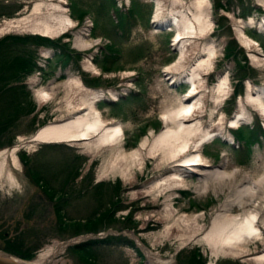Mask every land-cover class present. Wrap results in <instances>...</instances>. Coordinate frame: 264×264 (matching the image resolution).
Here are the masks:
<instances>
[{
    "label": "rangeland",
    "instance_id": "1",
    "mask_svg": "<svg viewBox=\"0 0 264 264\" xmlns=\"http://www.w3.org/2000/svg\"><path fill=\"white\" fill-rule=\"evenodd\" d=\"M40 1L59 2L0 0V30L6 21L24 20L21 26L0 31V40L8 35H41L30 30L32 23L59 11L50 5L34 11ZM161 1L163 18H169L196 0ZM60 3L67 8L62 13L76 25L59 36H46L55 42L52 45L31 44L37 68L24 78L21 96L12 90L2 98L8 108L1 111L5 127L0 132V160L2 151L18 146L19 165L8 163L0 177V250L20 258L34 251L29 259L33 260L64 245L50 264H264L253 260L264 243L252 242L250 252L237 256L205 240L226 192L197 191L199 176L190 171L187 179L194 184L190 190L158 189L173 170L149 151L166 126L163 115L179 107L189 84L171 83L177 71L169 74L166 69L180 57L179 45L173 41L177 29L169 22H153L156 0ZM209 13L212 29L187 45L190 57L177 75L196 58L208 57L203 48L213 49L214 67L204 83L213 88L226 76L229 94L211 124L208 116L215 95L204 98V124L224 135L209 139L202 150L215 166L227 161V170L238 166L254 174L264 161V115L246 97L249 84L264 86V63L253 59L254 55L264 58V30L244 24L243 31L259 44L244 46L239 20L253 17L260 22L264 0H211ZM82 32L98 43L77 47L75 38ZM76 78L92 90L119 94L117 100L106 97L96 106L106 120L122 123V142L99 149L91 146L92 140L34 146L30 140L39 128L68 120L82 98L91 94L74 85ZM240 99L246 101L252 117L235 129L228 119L237 112ZM221 115L226 117L222 128L217 124ZM147 136L141 159L122 156L140 147ZM31 176H39L40 182ZM82 244L81 250L75 249Z\"/></svg>",
    "mask_w": 264,
    "mask_h": 264
},
{
    "label": "bare ground",
    "instance_id": "2",
    "mask_svg": "<svg viewBox=\"0 0 264 264\" xmlns=\"http://www.w3.org/2000/svg\"><path fill=\"white\" fill-rule=\"evenodd\" d=\"M63 1L36 2L34 11L38 12L42 6L50 5L52 9L59 11V14L53 12L46 14L43 19H38L32 23L30 30L44 36L54 37L73 28L76 25L75 21L69 15L62 13L67 10L60 3ZM176 1L183 3V0ZM210 3L211 0H196L178 13H171L169 18H163L165 16L163 13L164 5L161 0H156L153 22L159 24L169 22L171 26H175L177 29L173 41L179 45L180 57L175 64L167 66L166 70L169 74L177 71L170 78L171 83L187 82L189 89L181 97L179 107L171 113L163 115L162 118L166 122V126L155 136L153 148L149 153L159 156V159L169 164L173 170V174L160 183L159 191L163 187H180L184 191L190 190L191 185H194L191 179L190 181L187 179V172L190 171L199 176V181L194 185V188L198 189L197 191L212 190L215 195L226 192V197L219 204L218 211L215 213L204 238L210 245L218 247L221 251L239 256L253 249L252 242L264 243V161L260 162L255 173L251 174L250 171H245L238 166L227 170V161H224L222 165L215 166L203 153L202 148L209 139L214 138L217 134H223L222 132H212V128L210 129L204 124L203 117L207 114L204 110V98L211 93L215 95L214 109L208 116L209 124H211L215 112L222 106L229 94L226 76L221 77L213 88H209L204 83V76L214 67L215 52L213 49L210 48L207 51L206 47L203 48L204 54H208V57L206 59L196 58L193 65L180 76L177 75L179 69L185 67L184 63L190 57L187 45L193 38L204 36L209 29H212L209 13ZM22 22H24L23 19L6 21V26L0 31L4 32L7 29L21 26ZM239 22L241 23L239 36L243 45L247 47L258 46V42L248 36L242 27L246 24L264 30V17L260 22L253 17L247 21L239 20ZM86 35L82 32L76 36L75 45L77 47L85 49L98 43V40L90 39ZM253 59L257 60L258 63H264L262 57L258 58L254 55ZM90 64L92 63L90 62ZM74 85L91 94L85 95L81 103L75 106L73 110L75 115L68 120L49 123L39 128L32 136L30 143L34 145L92 140L90 141L91 146L98 149L105 145L114 146L121 143L124 138L122 123L117 120H106L96 106L97 101L106 97L117 100L119 94L113 91L106 93L102 90H92L85 86L80 78L74 79ZM247 91V101L264 115V86L253 87L249 84ZM42 92L45 97L50 96L47 91L42 90ZM245 103L244 99H240L237 112L231 119H228L229 127L240 129L244 123L251 119L252 115L246 110ZM225 123L226 117L221 115L217 124L222 128ZM148 139V136L145 137L140 147L131 153H123L122 156L128 160L136 157L141 159L143 154L141 150L147 145ZM18 150V146H15L1 152L0 177L4 171L3 168L5 169L6 165L9 166L8 163L19 165L16 155ZM9 155H11L12 161H10ZM8 177L13 179L12 175H8ZM235 211L237 212L235 213ZM187 220L192 219L189 217ZM193 221L197 225L196 219ZM198 228L202 227L198 226ZM63 247L64 245L59 246L58 249L50 248L36 259L28 260V262L30 264H50L54 256L60 253ZM253 260L264 261V249L254 256Z\"/></svg>",
    "mask_w": 264,
    "mask_h": 264
},
{
    "label": "trees",
    "instance_id": "3",
    "mask_svg": "<svg viewBox=\"0 0 264 264\" xmlns=\"http://www.w3.org/2000/svg\"><path fill=\"white\" fill-rule=\"evenodd\" d=\"M53 43L55 42L52 39L41 35H8L0 40V119L2 117L1 111L5 112L7 107V103L3 106L4 100L2 98L12 90H14L13 95L21 96L20 93L22 91L20 89L24 87V78L33 73L37 68V64L32 56L34 50L30 48V45H52ZM67 51L65 49V52ZM18 106H21L20 101H18ZM2 127H5L4 122L0 121V132L2 131ZM31 177L36 182H40L39 176L38 178ZM82 246L83 244L81 246L76 245L75 249L81 250ZM33 255L34 251L28 255L21 256L29 260Z\"/></svg>",
    "mask_w": 264,
    "mask_h": 264
},
{
    "label": "water",
    "instance_id": "4",
    "mask_svg": "<svg viewBox=\"0 0 264 264\" xmlns=\"http://www.w3.org/2000/svg\"><path fill=\"white\" fill-rule=\"evenodd\" d=\"M0 264H30L28 260L0 250Z\"/></svg>",
    "mask_w": 264,
    "mask_h": 264
}]
</instances>
